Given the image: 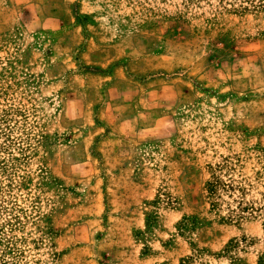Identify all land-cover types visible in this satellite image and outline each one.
<instances>
[{"label":"rangeland","instance_id":"1","mask_svg":"<svg viewBox=\"0 0 264 264\" xmlns=\"http://www.w3.org/2000/svg\"><path fill=\"white\" fill-rule=\"evenodd\" d=\"M0 264H264V0H0Z\"/></svg>","mask_w":264,"mask_h":264}]
</instances>
